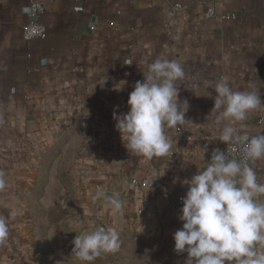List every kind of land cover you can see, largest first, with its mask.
I'll return each mask as SVG.
<instances>
[{"label": "crops", "instance_id": "obj_1", "mask_svg": "<svg viewBox=\"0 0 264 264\" xmlns=\"http://www.w3.org/2000/svg\"><path fill=\"white\" fill-rule=\"evenodd\" d=\"M32 1L47 33L26 41ZM237 134L262 140L220 175ZM59 152L100 215L195 264H251L264 241V0H0V264L32 248L34 188Z\"/></svg>", "mask_w": 264, "mask_h": 264}, {"label": "rangeland", "instance_id": "obj_2", "mask_svg": "<svg viewBox=\"0 0 264 264\" xmlns=\"http://www.w3.org/2000/svg\"><path fill=\"white\" fill-rule=\"evenodd\" d=\"M72 156L59 152L49 163L42 198L31 201L32 248L18 264H195L192 251L82 200ZM251 261L264 264V249Z\"/></svg>", "mask_w": 264, "mask_h": 264}, {"label": "built area", "instance_id": "obj_3", "mask_svg": "<svg viewBox=\"0 0 264 264\" xmlns=\"http://www.w3.org/2000/svg\"><path fill=\"white\" fill-rule=\"evenodd\" d=\"M44 12V6L38 1H32L29 10V22L25 25L23 30V38L26 41L42 40L46 37L47 28L40 24L38 19ZM207 15L209 17L215 16V10L209 8ZM236 15L227 16V19H235ZM262 137L258 134H237L232 144L225 148L223 153V164L226 166L227 162H232V169L227 170L222 166L218 172L220 175L228 174L233 171V167L236 170H241L250 165L254 158L255 150L260 144ZM134 185H138L137 181L133 182ZM183 202V198L179 199Z\"/></svg>", "mask_w": 264, "mask_h": 264}, {"label": "trees", "instance_id": "obj_4", "mask_svg": "<svg viewBox=\"0 0 264 264\" xmlns=\"http://www.w3.org/2000/svg\"><path fill=\"white\" fill-rule=\"evenodd\" d=\"M54 159V157L52 158ZM52 159L45 164V166L43 167L42 169V172L41 174L39 175V178L37 180V183L35 185V188H34V194H33V201L35 200H40L42 198V195H43V190H44V187L46 186L47 184V170L50 169V164ZM64 168L65 166L62 165ZM67 183H64V185H66ZM260 248L261 249H264V241L260 242Z\"/></svg>", "mask_w": 264, "mask_h": 264}, {"label": "water", "instance_id": "obj_5", "mask_svg": "<svg viewBox=\"0 0 264 264\" xmlns=\"http://www.w3.org/2000/svg\"><path fill=\"white\" fill-rule=\"evenodd\" d=\"M101 195L103 197V202L105 204H112V203L118 204L124 201L123 198L111 192H104Z\"/></svg>", "mask_w": 264, "mask_h": 264}]
</instances>
